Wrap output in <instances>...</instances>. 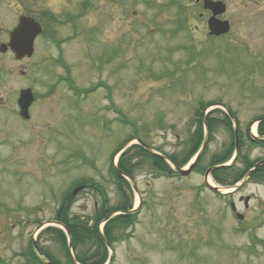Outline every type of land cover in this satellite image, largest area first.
<instances>
[{
  "label": "rangeland",
  "instance_id": "1",
  "mask_svg": "<svg viewBox=\"0 0 264 264\" xmlns=\"http://www.w3.org/2000/svg\"><path fill=\"white\" fill-rule=\"evenodd\" d=\"M47 1L56 14V37H74L60 50L54 42L38 49L47 72L32 60L25 66L29 80L6 82L8 107L0 111V264H27L31 241L65 263L45 233L51 225H44L54 220L62 198L82 186L68 213L83 222L119 203L110 165L137 142L122 144L136 138L157 154L179 155L196 128L200 103L228 107L242 134L240 159L263 160L264 151L250 143L246 130L264 115V0H212L224 3L220 19L230 25L218 39L207 35L210 13L194 7V0ZM70 16L78 33L68 26ZM22 87L37 96L30 123L13 109ZM230 143L226 131H215L200 166L207 168L211 156ZM241 160L236 167L242 168ZM133 182L131 192H124L133 208L141 202L140 209L133 225L115 230L110 264H264V185L251 181L218 197L203 186L200 172L166 178L149 165L134 171ZM88 247L73 254L93 249Z\"/></svg>",
  "mask_w": 264,
  "mask_h": 264
},
{
  "label": "trees",
  "instance_id": "2",
  "mask_svg": "<svg viewBox=\"0 0 264 264\" xmlns=\"http://www.w3.org/2000/svg\"><path fill=\"white\" fill-rule=\"evenodd\" d=\"M211 104L212 103L201 105V107L204 109L206 106ZM205 124L208 131V141L210 140L213 131H215L220 125L224 126V128L232 135L231 123L226 116H223L222 118L207 116ZM257 133L259 137H264V122L258 124ZM238 135V145L239 150H241L243 141L241 134L239 133ZM202 138V122L199 119L196 131L189 138L184 153L179 156H163H165L175 168H182L196 153L201 145ZM248 139L251 144L264 148L263 140H253L250 137H248ZM232 147L233 140L228 149H225L221 154L213 155L210 158L209 167L225 163L232 153ZM200 162L201 161L199 160L197 167H199ZM241 163L243 165L242 168H237L235 164H233L230 167L219 168L212 171L211 176L213 180L222 187L233 186L243 178L247 170L251 167V163H249L246 158H243ZM141 165H149L155 169L156 173L159 174H166L171 171L164 158L150 154L142 146L133 145L125 150V152L120 156L116 168L111 166V172L115 177L117 189L121 196V201L119 203L112 207H102L101 210H99L94 217L91 218V220H93L91 227L87 226V222H76L75 217L70 218L68 213V206L71 204L72 200V196L70 195L67 197L65 203L66 205L61 209V211H57L55 220L64 226L70 237V246L73 250H76L79 246L90 247L91 244L95 245L94 250H92L91 247H88L89 249L84 250V252L81 251L76 255L75 259L79 264H104L107 260L108 254L103 240L111 245L117 239L114 235L115 230H122L130 225H133V222L136 219V213H129L132 209V203L131 200L126 197L124 192V190L130 191L129 183L125 178L133 181V173L137 168L141 167ZM257 173H262L264 175V167L260 168ZM115 213H119V215L113 217L105 224L101 235L98 232V225L108 216ZM47 232H53L55 234L56 241L67 252L66 237L64 233L58 229H48ZM30 255L33 257H30L29 262H32L35 260L32 250L29 252V256ZM47 259H49L52 264H59L49 256H47Z\"/></svg>",
  "mask_w": 264,
  "mask_h": 264
},
{
  "label": "flooded vegetation",
  "instance_id": "3",
  "mask_svg": "<svg viewBox=\"0 0 264 264\" xmlns=\"http://www.w3.org/2000/svg\"><path fill=\"white\" fill-rule=\"evenodd\" d=\"M194 4L199 5L198 0H194ZM55 15L47 0H0V111L8 107L9 90L6 86L8 79L17 77L23 81L29 80L31 69L25 66L32 60H36L35 67L40 68L38 71L42 72L44 58L41 55L37 56L38 49H42L46 43L54 42L56 48L60 50L62 45L74 37L72 35L70 38L60 40L56 37L58 27ZM73 20L74 17L69 19L68 26L70 25L71 30L78 33ZM10 64L14 66L11 67ZM43 71L47 72L44 69ZM25 89L31 90L34 100L28 109L30 116L31 109L37 102L36 93L30 87L17 90L13 109L15 108L18 112L19 93ZM48 92L51 93L52 90L48 89ZM31 118L30 116L28 121L23 122L30 123ZM48 222H55V220ZM66 263L68 264V261Z\"/></svg>",
  "mask_w": 264,
  "mask_h": 264
},
{
  "label": "water",
  "instance_id": "4",
  "mask_svg": "<svg viewBox=\"0 0 264 264\" xmlns=\"http://www.w3.org/2000/svg\"><path fill=\"white\" fill-rule=\"evenodd\" d=\"M203 7L206 10H210L212 13V16L208 20V24H207L208 30H209V35L219 36V35L227 33L229 30L228 22H225V21L221 22V21L216 19V16L222 15L225 12V6L221 2H213L210 0H203ZM30 99H31V95H30V92L28 90L21 92L20 98L18 100V105L20 107L19 115L23 119H28L27 109H28L30 103L32 102V100H30ZM261 121H264V118H262L256 122H261ZM237 148H238V145H237V137H236V130H235V153L237 152ZM199 156H200V152L196 156L195 160H197ZM193 168H194V163L190 164V166L187 170H177V172L179 175L185 177V176L190 174V172L192 171ZM209 173H210V170L206 172L205 178L207 177V175ZM251 174H252V171L235 188L241 186ZM205 185H206V188L208 190L213 191V192H219L217 188H213V187L209 186L206 181H205ZM247 200H248V198H245V203ZM133 211H135V209Z\"/></svg>",
  "mask_w": 264,
  "mask_h": 264
},
{
  "label": "bare ground",
  "instance_id": "5",
  "mask_svg": "<svg viewBox=\"0 0 264 264\" xmlns=\"http://www.w3.org/2000/svg\"><path fill=\"white\" fill-rule=\"evenodd\" d=\"M251 131H252V134L255 135V126L252 127Z\"/></svg>",
  "mask_w": 264,
  "mask_h": 264
}]
</instances>
